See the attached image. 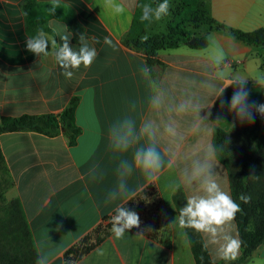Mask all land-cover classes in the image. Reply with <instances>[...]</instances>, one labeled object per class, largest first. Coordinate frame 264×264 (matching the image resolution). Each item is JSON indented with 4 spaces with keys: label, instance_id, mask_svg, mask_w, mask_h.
I'll return each instance as SVG.
<instances>
[{
    "label": "crops",
    "instance_id": "0c3cea01",
    "mask_svg": "<svg viewBox=\"0 0 264 264\" xmlns=\"http://www.w3.org/2000/svg\"><path fill=\"white\" fill-rule=\"evenodd\" d=\"M26 1L0 0V114L58 112L71 96L77 95L75 120L80 131L72 145L60 133L48 136L34 130L2 131L0 149L13 180L10 194L21 202L38 254L48 253L52 264H64L65 248L86 235V242L94 241L92 229L105 217L111 220L112 210L121 203H105L115 184V162L107 147V129L125 113L127 100L145 97L139 67L146 62L139 49L122 40L137 0H120L126 7L120 15L104 8V0H62L77 31L98 52L91 67H81L71 79L60 74L54 57L38 58L27 51L25 40L38 31L28 33L21 8ZM206 6L209 15L223 25H206V38L212 35L214 39H207L202 47L179 43L159 49L149 65L153 76L174 80L198 73L213 47L231 42L236 51L229 53L230 71L248 77L250 99L263 100L264 84L259 85L256 79L264 78V48L236 37L232 29L264 27V0H206ZM56 13L45 22L48 29L44 31L50 38L61 25L71 32L61 17L65 11L59 9ZM105 37L114 40L115 51L104 44ZM56 39L60 42L59 37ZM70 42L73 47L79 46V39L72 40L71 36ZM232 92V87L227 88L223 98L230 99ZM208 111L202 110L201 115ZM211 112L210 122L215 123L218 113L227 122L211 125L201 138L190 136L185 152L211 142L214 126L230 127L232 115L227 107L221 111L219 100L214 101ZM94 162L105 170L102 181L93 182L87 175ZM216 171L221 186L229 192L220 160ZM133 183L142 180L137 175ZM176 187L187 195L178 171L167 169L156 185L138 193L132 210L139 214L141 227H150V231L136 235L139 230L132 229L124 239L117 240L110 230L70 264H195L171 198ZM207 251L213 261H222L214 246ZM240 264H264V242Z\"/></svg>",
    "mask_w": 264,
    "mask_h": 264
},
{
    "label": "clouds",
    "instance_id": "9594fccd",
    "mask_svg": "<svg viewBox=\"0 0 264 264\" xmlns=\"http://www.w3.org/2000/svg\"><path fill=\"white\" fill-rule=\"evenodd\" d=\"M61 3L62 0H51L49 14L53 15ZM103 6L117 15L126 11L120 0H104ZM135 6L141 11L140 20L149 24L170 15L169 0L155 4L137 3ZM22 15L27 18L29 13L22 10ZM71 36L64 25L51 38L40 29L25 40L26 49L38 58L54 57L60 74L71 79L76 70L91 67L98 57L96 48L90 45L84 34L79 36L78 47L71 45ZM207 39L212 41L214 38L209 35ZM104 44L114 51L117 49L111 37H105ZM235 51L231 42L217 45L210 50L198 73L174 80L154 77L147 64L140 65L145 97L127 100L125 113L112 121L107 129V147L115 162V184L108 191L105 203L121 201L110 221L115 239H124L132 229L139 230L136 235L151 230L150 227H141L139 214L128 208L127 203L136 200L138 193L144 192L149 185H156L165 170L175 169L187 190L186 202L179 209V226L205 237L203 247L214 246L218 258L225 264L238 259L244 242L234 229L236 217L242 209L218 179L216 169L220 146L208 142L185 152L190 136L201 138L211 125L227 122L221 113L217 114L215 123L210 122L215 100L220 101L221 111L227 107L233 114V122L228 123L231 128L237 123H253L257 114L264 118V103L249 100L248 77L230 71L229 53ZM256 81L259 85L264 84V78ZM229 87L233 88L232 95L230 99H224ZM204 109L209 111L201 115ZM87 175L93 182L102 181L105 170L94 162ZM137 175L142 183H133ZM239 200L248 204L251 196L241 194ZM60 227L58 224L57 230ZM35 264H52V257L42 252L37 255ZM64 264L70 262L65 260Z\"/></svg>",
    "mask_w": 264,
    "mask_h": 264
},
{
    "label": "trees",
    "instance_id": "16d2710c",
    "mask_svg": "<svg viewBox=\"0 0 264 264\" xmlns=\"http://www.w3.org/2000/svg\"><path fill=\"white\" fill-rule=\"evenodd\" d=\"M174 1L175 9L166 20L164 32L145 34L147 22L140 20L141 11L135 6L129 27L122 35L124 42L142 52L148 66L155 61L159 49L174 47L179 43H186L190 47H202L206 44V35L191 31L187 24L194 28L201 24L223 26L209 15L206 0ZM158 2L162 0H137L136 4ZM50 3L27 0L21 5L22 10L29 13L27 18L24 17L28 33L34 34L40 29L47 30L46 19L57 16L56 11L61 9L65 11L64 15L61 13V17L72 32V40L79 39L80 33L74 26L76 22L73 21L72 15H68L69 8L61 4V7L50 15ZM232 32L236 37L264 48V27L247 31L232 29ZM190 35H194V41L188 44L186 40ZM249 100L255 101L250 98ZM77 101V95L71 96L58 112L0 114V132L34 130L48 136L60 133L66 143L72 145L80 131V126L75 120ZM256 102L264 103V99ZM231 115L233 122L234 116ZM211 142L220 146L217 158L225 167L229 193L242 209L236 217L235 229L244 243L238 259L231 262L240 264L264 242V118L257 114L253 123H237L234 128L228 129L214 126ZM12 186L13 180L0 149V264H35L38 252L21 202L16 195L10 194ZM241 194L251 196V202L245 204L240 201ZM171 198L179 215L180 207L186 202L182 189L176 187ZM134 201H129L127 207L132 209ZM106 219L107 217L92 229L94 241L111 230V220ZM184 230L195 264H225L224 261L215 262L210 258L199 234L190 229ZM86 239L87 235L65 248L63 263L65 260L72 263L93 244L94 241L86 242Z\"/></svg>",
    "mask_w": 264,
    "mask_h": 264
},
{
    "label": "rangeland",
    "instance_id": "374dc122",
    "mask_svg": "<svg viewBox=\"0 0 264 264\" xmlns=\"http://www.w3.org/2000/svg\"><path fill=\"white\" fill-rule=\"evenodd\" d=\"M170 2V5H171V8H170V15L165 17L162 21L160 22H153L151 24L147 23L146 24V28H145V34H153V33H161V32H164L166 27V20L171 16L172 14V11L175 9V1L174 0H169ZM187 26L189 27V29L191 31H194V32H198V33H205V28H206V25L205 24H201V25H198L196 26L195 28L191 25V24H187ZM216 27H214L215 29ZM215 32V31H214Z\"/></svg>",
    "mask_w": 264,
    "mask_h": 264
},
{
    "label": "water",
    "instance_id": "95a60500",
    "mask_svg": "<svg viewBox=\"0 0 264 264\" xmlns=\"http://www.w3.org/2000/svg\"><path fill=\"white\" fill-rule=\"evenodd\" d=\"M194 41V35H190V37L186 40L188 44H191Z\"/></svg>",
    "mask_w": 264,
    "mask_h": 264
}]
</instances>
